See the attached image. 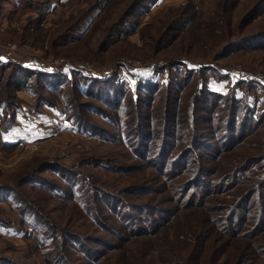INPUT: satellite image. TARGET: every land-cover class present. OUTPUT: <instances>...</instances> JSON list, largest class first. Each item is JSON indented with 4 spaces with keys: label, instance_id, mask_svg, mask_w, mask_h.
I'll use <instances>...</instances> for the list:
<instances>
[{
    "label": "trees",
    "instance_id": "trees-1",
    "mask_svg": "<svg viewBox=\"0 0 264 264\" xmlns=\"http://www.w3.org/2000/svg\"><path fill=\"white\" fill-rule=\"evenodd\" d=\"M107 1H91L75 20L60 27L62 32L57 29L50 43L53 50L68 43ZM60 3L0 0V19L11 18L15 8L31 11L36 17L27 23L39 30ZM215 11L217 19L203 33L209 42L199 47L209 53L212 64L190 68L176 60L155 65L145 75L130 72L133 88L114 70L93 76L76 66L48 71L0 58L3 158L22 144L9 139L18 116L28 118V103L18 92L33 95L36 111L46 105L80 134L95 128L86 119L88 110L101 116L117 133L101 129L107 136L102 138L119 142L133 158L126 163L111 154H83L66 165L57 154H34L8 172L10 177L0 174V199L19 216L15 223L12 218L0 220V229L32 241L36 264H264V111H256L248 100L264 92V65H255L264 56V26L258 22L264 16V0H218ZM181 29L189 35L196 25ZM35 30H12L2 39L36 45L30 36ZM43 40L40 34L38 41ZM102 46L88 57L97 66ZM234 56L251 57V65L243 67L257 75L255 80L223 83L227 77L220 68ZM153 73L163 74V80H153ZM81 95L90 99L82 101ZM95 168L123 175L125 183L111 187L92 173ZM44 171L57 173L59 181L46 180ZM28 184L31 188L26 189ZM35 191L54 197L75 220H85L87 229L54 219L31 199ZM0 256V264H17Z\"/></svg>",
    "mask_w": 264,
    "mask_h": 264
},
{
    "label": "rangeland",
    "instance_id": "rangeland-1",
    "mask_svg": "<svg viewBox=\"0 0 264 264\" xmlns=\"http://www.w3.org/2000/svg\"><path fill=\"white\" fill-rule=\"evenodd\" d=\"M91 1L93 0L60 1L59 7L52 10L43 19L39 30L27 23L28 19L36 17L34 12L22 13L21 10L15 8L11 18L8 19L4 15L0 19V58L3 60L9 58L14 62L22 63L24 66L45 67L48 71L57 67H69L71 69V67L76 66L79 69H86L93 76L106 75L114 70L118 79H125L131 88L134 84L130 80V72L145 75L148 71L152 72L155 65H164L170 61L173 63L176 60L185 61V66L190 68L213 63L210 61L211 58L209 59V53L199 47L209 42L210 36L206 39L203 33L212 25L209 23L217 19L215 8L218 0H155L154 2L152 0H110L111 2L107 1L108 4L93 10L84 23L79 25L68 43L60 47L56 46L53 50L50 43L57 33V29L60 32L62 29L60 27L63 24L70 19L71 21L75 20L81 11L88 8ZM239 1L241 0H232L233 4ZM238 7L237 5L233 9V13L237 12ZM258 22L264 26V16L260 17ZM192 24L196 25V32L184 35L185 29H181V26L187 25V28L190 29ZM27 28L36 29L34 34L30 35L37 41L36 45L24 42L22 46H19L18 42L2 39L3 33H10L12 30L25 32L28 30ZM169 30L172 31L169 32ZM40 34L44 37L42 43L38 41ZM87 34L89 35L87 36ZM198 35L201 36L196 40ZM102 43L101 66H97L94 64L96 62L91 63L88 57ZM250 60L251 57L239 56L225 59L224 61L228 66L220 68V72L227 77L223 83L232 86L239 81L255 80L254 77L257 75L246 71V68L243 67L244 65H251ZM255 65H264L263 55L259 56ZM126 67L129 68L126 69ZM153 74V77L155 76L153 80H163L164 78L163 74ZM67 77L68 79L72 78L70 71ZM82 77H86L88 80L84 73H82ZM84 84L83 81L79 82L81 86ZM66 85L69 86L68 82ZM256 90L261 91L259 85ZM18 97L28 103L26 110L28 118L30 117L31 120H24L23 117L18 116V123L15 128L18 132L14 134L15 142L20 140L23 134V138L25 137L23 142H39L41 149L37 154L50 156L57 154L66 165L73 164L83 154L104 156L111 154V156L126 163L133 159L131 152L119 142L117 144L112 143L109 139H104L107 136L103 135L102 132L106 133L107 131L111 135L117 134L115 126L92 111L88 110L86 113L88 118L86 119L89 121V125L95 128L88 127L87 134H80L79 131V133L76 132L73 125L64 122L55 110L47 108L46 105H39L40 108L36 111V99L33 95L35 100L20 92H18ZM81 99L88 101L84 99L90 98L81 95ZM212 100L214 101V99ZM248 100L256 111H264V92L259 96L251 94L248 96ZM144 111L145 113L149 112L148 109H144ZM39 124L44 125L43 134L37 128ZM20 152V148H16L14 153L8 157L3 158L0 155V174L5 173L3 179L10 177L7 175L8 172L19 169L24 162L31 159L32 155L25 157L26 153ZM144 172L146 171L142 170V173ZM92 173L109 182L111 187L119 188L125 183V177L118 173L105 172L101 168H95ZM42 175L46 176V180H50L51 183L59 181L57 173L44 171ZM30 186V184L26 185V189H29ZM31 199L43 207L44 211L50 210L54 219L57 220L61 217L60 223L68 222L70 227H77L81 230L87 229L88 224L85 220L82 218L75 220L73 212H69L54 197H44L35 191V196H32ZM4 201L0 199V220L12 218L9 221L15 223L19 217L18 213L11 210ZM89 229L91 230V227ZM19 237V235L12 234L10 230L1 228L0 255L9 257L17 264H36L37 255L32 253L33 242ZM230 245H226L227 249Z\"/></svg>",
    "mask_w": 264,
    "mask_h": 264
},
{
    "label": "built area",
    "instance_id": "built-area-1",
    "mask_svg": "<svg viewBox=\"0 0 264 264\" xmlns=\"http://www.w3.org/2000/svg\"><path fill=\"white\" fill-rule=\"evenodd\" d=\"M17 148H20L21 152H25V157H29L31 155L37 154L40 152V143L36 141H30L26 143L20 144Z\"/></svg>",
    "mask_w": 264,
    "mask_h": 264
},
{
    "label": "crops",
    "instance_id": "crops-1",
    "mask_svg": "<svg viewBox=\"0 0 264 264\" xmlns=\"http://www.w3.org/2000/svg\"><path fill=\"white\" fill-rule=\"evenodd\" d=\"M60 1H64V2H66V1H68V0H60ZM22 117V116H21ZM30 118V117H29ZM29 118H24V120H31V119H29ZM18 123V122H17ZM17 127V126H16ZM15 127V128H16ZM14 128V129H15ZM37 128L41 131V134H43V132H44V130H45V128H44V125H42V124H39V125H37ZM12 132V131H11ZM23 134V133H22ZM24 135V134H23ZM23 135L21 136V139L20 140H18L17 142H20L21 141V143H22V141H23V139L25 138H23ZM9 139L11 140V142H15V135L14 134H9ZM30 142V141H29ZM24 143H26V142H24Z\"/></svg>",
    "mask_w": 264,
    "mask_h": 264
},
{
    "label": "snow or ice",
    "instance_id": "snow-or-ice-1",
    "mask_svg": "<svg viewBox=\"0 0 264 264\" xmlns=\"http://www.w3.org/2000/svg\"><path fill=\"white\" fill-rule=\"evenodd\" d=\"M18 132V130L17 129H13L12 130V132L11 133H9V134H16ZM5 138H7V137H5Z\"/></svg>",
    "mask_w": 264,
    "mask_h": 264
}]
</instances>
